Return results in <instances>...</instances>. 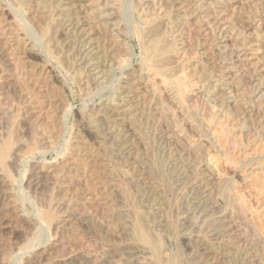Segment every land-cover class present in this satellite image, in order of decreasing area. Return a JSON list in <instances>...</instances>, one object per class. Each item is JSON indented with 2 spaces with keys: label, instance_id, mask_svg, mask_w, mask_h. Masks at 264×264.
Masks as SVG:
<instances>
[{
  "label": "rangeland",
  "instance_id": "1",
  "mask_svg": "<svg viewBox=\"0 0 264 264\" xmlns=\"http://www.w3.org/2000/svg\"><path fill=\"white\" fill-rule=\"evenodd\" d=\"M0 15V264H264V0H0ZM150 24L168 77L147 68Z\"/></svg>",
  "mask_w": 264,
  "mask_h": 264
},
{
  "label": "bare ground",
  "instance_id": "2",
  "mask_svg": "<svg viewBox=\"0 0 264 264\" xmlns=\"http://www.w3.org/2000/svg\"><path fill=\"white\" fill-rule=\"evenodd\" d=\"M92 1V0H91ZM96 2L97 1H95V4H96ZM165 2V1H164ZM170 3V2H169ZM199 3V2H198ZM197 3V4H198ZM67 4H69V3H67ZM180 4H183V3H181L180 2ZM194 4V3H193ZM201 4V3H200ZM65 6V5H64ZM69 6H70V4H69ZM169 6H170V4H169ZM195 6V5H194ZM4 7V6H3ZM99 7V6H98ZM178 7V6H177ZM199 7H200V5H199ZM202 7V6H201ZM47 8V7H46ZM68 8V7H67ZM165 8V7H164ZM170 8H172V7H170ZM195 8V7H194ZM203 8V7H202ZM201 8V9H202ZM10 9V8H9ZM167 9V8H166ZM189 9H191V8H189ZM188 9V10H189ZM204 9V8H203ZM65 10H66V8H65ZM195 10V9H194ZM11 11V10H10ZM167 11V10H166ZM223 11V10H222ZM62 12H64V11H62ZM68 12V11H67ZM66 12V13H67ZM195 12V11H194ZM197 12V11H196ZM169 13V12H168ZM167 13V14H168ZM205 13V12H204ZM100 14V13H99ZM198 14V13H197ZM196 14V15H197ZM207 14V13H206ZM219 14V13H218ZM101 15V14H100ZM169 15V14H168ZM204 15V14H203ZM202 15V16H203ZM220 15V14H219ZM218 15V16H219ZM1 16V15H0ZM166 16V15H165ZM199 17H200V13H199V15H198ZM207 17L205 18L206 19V21H207V18L209 17L208 15H206ZM18 17V16H17ZM107 17V16H106ZM167 17V16H166ZM203 17H205V16H203ZM203 17H201V18H203ZM198 18V17H197ZM200 18V19H201ZM223 18V17H222ZM24 19V18H23ZM98 19H100V18H98ZM103 19V18H102ZM148 19V18H147ZM146 19V20H147ZM165 19V18H164ZM22 20V19H21ZM76 20V19H75ZM222 20V19H221ZM24 21H26V20H24ZM78 21V20H77ZM76 21V22H77ZM100 21V20H99ZM98 21V22H99ZM102 21V20H101ZM144 21V20H143ZM196 21V20H195ZM224 21V20H223ZM222 21V22H223ZM74 21H72V22H69V25L67 24V22L65 23V26H66V28L69 30V28H68V26L70 27V26H72V28H73V31L74 30H79V28L81 27H79V25L78 24H76L75 22L73 23ZM170 22V21H169ZM198 22V21H197ZM231 22V21H230ZM59 23V22H58ZM81 23V22H80ZM106 23V22H105ZM104 23V24H105ZM149 23V22H148ZM171 23V22H170ZM200 23V22H199ZM201 23H202V21H201ZM206 23L207 22H205V25H206ZM214 23V22H213ZM216 23V22H215ZM47 24V23H46ZM45 24V25H46ZM59 24H61V23H59ZM82 24V23H81ZM101 24V23H100ZM103 24V23H102ZM103 24V25H104ZM113 24V23H112ZM146 24V23H145ZM168 24V23H167ZM174 24V23H173ZM217 24V23H216ZM220 24V23H219ZM26 25V24H25ZM109 25V24H108ZM157 25V24H156ZM200 25V24H199ZM204 25V26H205ZM208 25H209V29L208 30H211L213 33H222V30H223V28H220L219 26H215V24L213 25L212 24V21L210 22V21H208ZM223 25V24H222ZM29 26H30V23H29ZM28 26V27H29ZM101 26V25H100ZM105 27H106V25H104ZM150 26H152V27H150L148 30H147V28H145L147 31L145 32V33H143V32H141V30H142V28H138V29H140V38H141V40H139V41H141V43H140V47H141V50L143 51L144 50V52H145V54H146V61H145V58H144V61L148 64L147 65V68H149L151 71H149V72H154L153 74H156L155 76H157V75H160V76H162V77H168L169 75H170V72H171V70H172V68H171V63H172V55H171V53L172 52H170V44H169V39H168V41L166 40V38H165V35L163 34V33H160L159 32V30H158V26H154L153 27V25H151L150 24ZM201 26V25H200ZM202 26H203V24H202ZM57 27H59V26H57ZM138 27H140V26H138ZM143 27V26H142ZM181 27V26H180ZM84 28H85V26H84ZM199 28V27H198ZM207 28V27H206ZM30 29V28H29ZM81 29V28H80ZM108 29V28H107ZM144 29V28H143ZM204 29V28H203ZM33 30V29H32ZM35 30V29H34ZM118 30V29H117ZM172 30V29H171ZM170 30V31H171ZM137 31V30H136ZM145 31V30H144ZM202 31V30H201ZM205 31V30H204ZM69 32V31H68ZM75 32V31H74ZM84 33H86L85 31H83ZM110 33H111V31H109ZM108 32V33H109ZM112 32H114V31H112ZM138 32V31H137ZM199 32H200V30H199ZM203 32V31H202ZM4 33V32H3ZM40 33V32H39ZM41 33H42V31H41ZM40 33V34H41ZM84 33H82V34H84ZM88 33V32H87ZM86 33V34H87ZM90 33V32H89ZM109 33V34H110ZM206 33H207V30H206ZM206 33H204L203 32V34H206ZM209 33H210V31H209ZM208 33V34H209ZM213 33H212V35H213ZM24 34V33H23ZM112 34V33H111ZM202 34V33H201ZM200 34V35H201ZM217 34V35H218ZM2 35V34H1ZM16 35V34H15ZM28 36L27 34H24V36ZM38 35V34H37ZM47 35V34H46ZM78 35V34H77ZM115 35H116V33H115ZM118 35V34H117ZM196 35V34H195ZM12 36V35H11ZM19 36H21V35H19ZM40 36V35H39ZM42 36H43V33H42ZM83 36V35H82ZM89 36V35H88ZM111 36V35H110ZM120 36V35H119ZM41 37V36H40ZM39 37V38H40ZM45 37V35L43 36V38ZM83 37H85V35L83 36ZM86 37H87V35H86ZM85 37V38H86ZM117 37V36H116ZM116 37H115V39H116ZM138 37V36H137ZM168 37V36H167ZM42 38V37H41ZM84 38V39H85ZM111 38V37H110ZM112 38L114 39V37H113V35H112ZM215 38V37H214ZM109 39V38H108ZM123 39V38H122ZM139 39V38H138ZM117 40H119V39H117ZM125 40V39H124ZM124 40H123V42H124ZM129 40V39H128ZM8 40H6V42H7ZM91 41V40H90ZM110 41V40H109ZM108 41V42H109ZM113 42L115 41V40H112ZM122 41V40H121ZM126 41V40H125ZM26 42V41H25ZM87 42H88V44L90 43L89 42V40L87 39ZM108 42H106V43H108ZM117 42V41H116ZM174 42V41H173ZM176 42V41H175ZM119 43V42H118ZM127 43V42H126ZM4 44V43H3ZM123 44V43H122ZM0 45H2L1 43H0ZM19 45V44H18ZM34 45V44H33ZM111 45V44H110ZM32 46V45H31ZM35 46V45H34ZM103 46H105L104 44H103ZM106 46H108L107 44H106ZM105 46V47H106ZM197 46H199V43H198V45ZM39 47V46H38ZM83 47V46H82ZM81 47V48H82ZM98 47V46H97ZM129 47V46H128ZM131 47V46H130ZM2 48V47H1ZM16 48V47H15ZM92 48V46L90 47H88V50H89V53L90 52H92V51H94L93 49H91ZM99 48V47H98ZM133 48V47H132ZM3 49V48H2ZM5 49V48H4ZM40 49V48H39ZM219 49V48H218ZM17 50V49H16ZM9 51V50H8ZM12 51V50H11ZM105 51V50H104ZM172 51V50H171ZM220 51V50H219ZM5 52V51H4ZM7 52V51H6ZM5 52V53H6ZM13 52V51H12ZM12 52H10V53H12ZM130 52H132V51H130ZM130 52H129V54H130ZM5 53H2V51L0 50V57L2 56V54H5ZM8 53V52H7ZM10 53H8L9 55H11ZM14 53V52H13ZM50 53V52H49ZM84 53H87L86 51L84 52ZM133 53V52H132ZM173 53H174V51H173ZM172 53V54H173ZM25 54V53H24ZM47 54V53H46ZM94 54V53H93ZM135 54V53H134ZM133 54V55H134ZM144 54V55H145ZM219 54V53H218ZM7 57L9 56V55H7V54H5ZM86 55H88V53L86 54ZM99 55V54H98ZM131 55V54H130ZM5 57V56H4ZM47 57V56H46ZM88 57H89V55H88ZM145 57V56H144ZM3 58V57H2ZM1 58V59H2ZM31 58V57H30ZM82 58H84V56L82 57ZM87 58V57H86ZM91 58V57H90ZM47 60V59H46ZM87 60H89V59H87ZM230 60V59H229ZM21 61V60H20ZM87 62V61H86ZM92 63V62H91ZM224 63V62H223ZM223 63H222V66H224L223 65ZM25 64V63H24ZM88 64H90V63H88ZM92 64H94V63H92ZM86 65H87V63H86ZM96 65V64H95ZM98 65H99V63H98ZM95 66V68L93 69L92 68V70L90 71V74H91V72H95L96 73V71H98L97 69L99 68V66ZM91 66H93V65H91ZM101 66V65H100ZM231 66V65H230ZM175 68V67H174ZM173 68V69H174ZM223 68V67H222ZM226 68V67H225ZM91 69V68H90ZM100 69V68H99ZM108 69V68H107ZM106 69V70H107ZM110 69V68H109ZM125 69V68H124ZM142 70H143V68H141ZM224 69V68H223ZM102 70V68L100 69V71ZM106 70H105V72L104 73H102V74H104V76H107V75H109V71H107V75H105V73H106ZM221 70V69H220ZM227 70V69H226ZM225 70V71H226ZM24 71V70H23ZM224 71V70H223ZM102 72V71H101ZM123 73H121V74H124V71H122ZM133 72H135V71H133ZM139 72V71H138ZM35 73V72H34ZM99 73V72H98ZM136 73V72H135ZM135 73H133V74H135ZM219 73V72H218ZM45 74V73H44ZM87 74V73H86ZM139 74H140V72H139ZM142 74V73H141ZM222 74V73H221ZM223 74H224V72H223ZM101 74L99 73V76H100ZM148 75V74H147ZM151 75V74H150ZM225 75V74H224ZM227 76H228V74H226ZM88 76V75H87ZM86 76V77H87ZM90 76H92V74L90 75ZM93 76H95V75H93ZM92 76V77H93ZM97 76V75H96ZM220 76V75H219ZM4 77V76H3ZM37 77V76H36ZM41 77V76H40ZM108 77V76H107ZM221 77H224V76H221ZM0 78H2V77H0ZM88 78V77H87ZM91 77H89L88 79H90ZM97 78V77H96ZM95 78V79H96ZM104 78H106V77H104ZM109 78V77H108ZM125 78V77H124ZM93 79V78H92ZM94 79V80H95ZM107 79V78H106ZM167 79V78H166ZM103 80V79H102ZM34 81V80H33ZM93 81V80H92ZM91 81V82H92ZM98 81H99V79H98ZM129 81V80H128ZM96 82H97V80H96ZM106 82V81H105ZM105 82H103V83H105ZM144 82V81H143ZM102 83V82H101ZM33 85V84H32ZM95 85V84H94ZM99 85V84H98ZM97 85V86H98ZM102 85V84H101ZM169 85H171V84H169ZM24 86V85H23ZM96 86V87H97ZM2 87V86H1ZM172 88H173V86H172ZM177 88V87H176ZM105 89V88H104ZM171 89V88H170ZM169 89V90H170ZM28 90V89H27ZM26 91V90H25ZM173 91V90H172ZM25 93V92H24ZM37 94V93H36ZM115 95V94H114ZM24 96H25V94H24ZM33 96V95H32ZM29 96H27V98H28ZM20 98V97H19ZM26 98V97H25ZM30 98V97H29ZM32 98V97H31ZM22 103V102H21ZM113 103V102H112ZM122 103V102H121ZM124 103V102H123ZM108 105H110V104H108ZM114 106H109V107H107V108H105L106 110H108V113H112L113 115H118L119 113H120V111L123 109V107H125V105H122V104H119V103H117V104H113ZM129 108V107H128ZM21 110V109H20ZM22 110H23V108H22ZM164 110V109H163ZM1 111V110H0ZM23 112V111H22ZM123 114V113H122ZM121 115V114H120ZM7 138V137H6ZM11 138V137H10ZM10 143H11V140H9V138H8V140H5V141H3V143L0 145V164L1 165H3L4 166V164H5V160H6V158H7V154H8V152L10 153L11 151H9L10 150ZM12 144H13V141H12ZM15 151H13V153H14ZM29 153H30V151H29ZM9 157V156H8ZM10 159V158H9ZM13 162V161H12ZM6 167H8L7 165H5ZM4 166V168L6 169V167ZM4 169V170H5ZM9 169V168H8ZM5 172V171H4ZM8 174V173H7ZM136 212V211H135ZM134 212V213H135ZM133 213V214H134ZM49 214H50V212H49ZM44 216H49L48 214H46V215H43L42 217H43V219L45 218ZM52 218V217H51ZM42 219V220H43ZM53 219V218H52ZM51 219V220H52ZM82 219V218H81ZM135 225L133 224V228H132V230L134 229V233H135V235H136V238H137V241L142 245V246H144V249L145 248H147L148 249V251H150L149 253H151L152 254V256H154V258H156V259H159L160 258V256H159V250H160V241L159 240H156V238L155 239H153L152 237H151V235H149V233H148V229H146V226H145V221H143L142 220V218L140 217V215L138 216L137 215V213H135ZM48 220H50L49 219V217H48V219L46 220V221H48ZM44 221L45 220H43L42 221V223H44ZM39 222V221H38ZM64 222V221H63ZM85 222V221H84ZM41 223V224H42ZM47 223V222H46ZM45 223V224H46ZM48 223H49V221H48ZM59 223H60V221H59ZM82 223V222H81ZM44 224V225H45ZM52 224L54 225V223H53V221H52ZM58 224V223H57ZM115 224V223H114ZM43 225V224H42ZM47 225V224H46ZM52 225V226H53ZM56 225V224H55ZM60 225H62L61 223H60ZM112 225V224H111ZM118 226H120V225H117V227ZM122 226V225H121ZM47 227V226H46ZM56 227H57V225H56ZM58 227H59V225H58ZM78 227V226H77ZM123 227V226H122ZM62 228V227H61ZM76 228V227H75ZM111 228V227H110ZM112 228H113V226H112ZM119 228V227H118ZM121 228V227H120ZM50 229V228H49ZM56 229H58V228H56ZM114 229V228H113ZM75 230V229H74ZM109 230V229H108ZM118 230H120V229H118ZM117 229H116V232L118 231ZM123 231V230H122ZM109 232V231H108ZM107 232V233H108ZM112 232V231H111ZM114 232V231H113ZM150 232V231H149ZM69 233V232H68ZM71 233V232H70ZM121 234H122V236L124 235L122 232H120ZM120 233H116V234H120ZM133 233V232H132ZM133 233V234H134ZM109 234V233H108ZM114 234H115V232H114ZM110 236L112 235V234H109ZM70 236V235H69ZM72 236V235H71ZM70 236V238H74V236H72L71 237ZM76 236H77V234H76ZM75 236V237H76ZM79 236V235H78ZM121 236V237H122ZM111 237H113V236H111ZM69 238V237H68ZM76 238H78V237H76ZM75 238V239H76ZM108 238H109V236H107V240H108ZM120 238V237H119ZM123 238V237H122ZM74 239V240H75ZM105 239V240H106ZM110 239V238H109ZM68 240V239H67ZM67 240H66V242H67ZM70 240V239H69ZM69 240H68V242H69ZM71 240H73V239H71ZM76 241V240H75ZM82 241H83V239H82ZM114 241L115 240H113V242L112 243H114ZM80 242V241H79ZM109 242H110V240H109ZM108 242V243H109ZM116 242V241H115ZM72 243V242H71ZM76 243V242H75ZM78 243V242H77ZM83 243V242H82ZM81 243V244H82ZM104 243H106V244H108L107 242H104ZM138 243V244H139ZM100 244H102L103 245V242L102 243H100ZM115 244V243H114ZM113 244V245H114ZM111 245V244H110ZM162 245V244H161ZM69 246V245H68ZM76 246V245H75ZM106 248H107V246H106ZM109 248V247H108ZM66 249V248H65ZM69 251V250H68ZM161 251V250H160ZM68 254H69V252H68Z\"/></svg>",
  "mask_w": 264,
  "mask_h": 264
}]
</instances>
